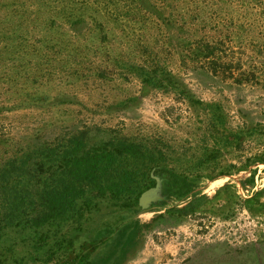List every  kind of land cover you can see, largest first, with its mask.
<instances>
[{"label": "rangeland", "instance_id": "rangeland-1", "mask_svg": "<svg viewBox=\"0 0 264 264\" xmlns=\"http://www.w3.org/2000/svg\"><path fill=\"white\" fill-rule=\"evenodd\" d=\"M144 2L0 0V160L36 140L115 129L160 141L170 167L194 174L204 140L214 142L211 116L139 75L143 68L166 69L196 99L220 105L230 130L246 133L241 145L224 149L213 177L203 169L198 187L182 199L155 175L161 198L147 208L140 199L134 210L103 202L86 231L132 222L134 238L124 253L112 245L96 259L111 254L108 264H264V197L252 209L245 203L264 190V162L244 166L264 153V0ZM205 42L217 46L218 64L195 61L193 49ZM250 126L257 128L252 135ZM203 196L197 212L169 214ZM18 252L12 264H35L23 261L22 245Z\"/></svg>", "mask_w": 264, "mask_h": 264}, {"label": "trees", "instance_id": "trees-1", "mask_svg": "<svg viewBox=\"0 0 264 264\" xmlns=\"http://www.w3.org/2000/svg\"><path fill=\"white\" fill-rule=\"evenodd\" d=\"M216 54L217 46L210 42L199 43L192 51L195 61L204 59L214 65L221 60ZM139 75L147 85L182 96L211 116L209 136L214 142L210 146L209 138L204 140L197 171L187 174L170 167L171 155L158 144L160 141L126 136L115 129L100 135L94 134L93 128H83L53 141L36 140L0 160V264L15 262L20 245L25 251L24 262L108 264L111 254L101 259L95 255L104 253L105 248L112 250V245L124 253L134 232L132 222L118 229L113 223H105L93 235L86 231L88 217L99 211L103 202L134 210L139 207L142 193L155 186L153 174L164 177L170 194L182 199L198 187L203 169L213 177L224 149L241 145L246 132L226 126L220 105L196 99L187 85L166 69L151 72L143 68ZM254 131V126L247 128L251 135ZM256 160L264 162V153L256 154L244 166ZM224 171L220 170V175L229 174ZM263 197L261 190L245 203L252 209L255 203L263 202ZM204 198L169 210V214L195 213L203 206Z\"/></svg>", "mask_w": 264, "mask_h": 264}, {"label": "water", "instance_id": "water-1", "mask_svg": "<svg viewBox=\"0 0 264 264\" xmlns=\"http://www.w3.org/2000/svg\"><path fill=\"white\" fill-rule=\"evenodd\" d=\"M153 177L156 178V180H157L156 186L146 190L145 192H143L141 197H140V204L144 208H147L148 206H150V204L152 202H155L159 198H161V195L159 193L160 187H161L160 178L155 176L154 174H153Z\"/></svg>", "mask_w": 264, "mask_h": 264}]
</instances>
